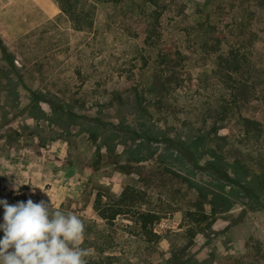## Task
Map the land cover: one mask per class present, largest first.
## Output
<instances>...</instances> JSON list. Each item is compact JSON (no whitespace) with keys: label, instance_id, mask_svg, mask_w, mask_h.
Returning a JSON list of instances; mask_svg holds the SVG:
<instances>
[{"label":"rangeland","instance_id":"1","mask_svg":"<svg viewBox=\"0 0 264 264\" xmlns=\"http://www.w3.org/2000/svg\"><path fill=\"white\" fill-rule=\"evenodd\" d=\"M88 2L0 0V200L80 217L88 264H264V0Z\"/></svg>","mask_w":264,"mask_h":264},{"label":"clouds","instance_id":"2","mask_svg":"<svg viewBox=\"0 0 264 264\" xmlns=\"http://www.w3.org/2000/svg\"><path fill=\"white\" fill-rule=\"evenodd\" d=\"M0 204L4 207L0 264H88L91 252L82 247L85 226L80 217L55 208L51 198L50 203L28 199Z\"/></svg>","mask_w":264,"mask_h":264},{"label":"trees","instance_id":"3","mask_svg":"<svg viewBox=\"0 0 264 264\" xmlns=\"http://www.w3.org/2000/svg\"><path fill=\"white\" fill-rule=\"evenodd\" d=\"M60 7L64 13L68 15L70 20L73 23V26L77 30H86L93 25L95 10L92 6V3H89L88 0H58ZM36 104V103H35ZM34 108V106H33ZM90 134L97 139L99 134V127L89 128ZM182 153H186L183 147L180 148ZM100 153V151H99ZM143 157H137V160H142ZM127 195V194H126ZM128 196H123L121 199L122 203L117 206H105L101 204L100 201L97 202L96 208L99 210L100 215L107 219L109 223L114 222L116 217L128 210L130 205L126 202V199L130 198ZM160 219V216L157 213L152 211H139V222L141 230L144 234L150 236L156 234L154 232L153 225ZM149 239H151L149 237Z\"/></svg>","mask_w":264,"mask_h":264},{"label":"bare ground","instance_id":"4","mask_svg":"<svg viewBox=\"0 0 264 264\" xmlns=\"http://www.w3.org/2000/svg\"><path fill=\"white\" fill-rule=\"evenodd\" d=\"M6 1V0H5Z\"/></svg>","mask_w":264,"mask_h":264}]
</instances>
